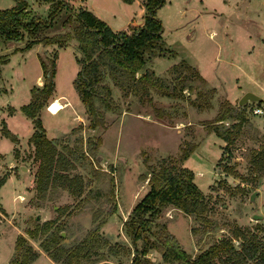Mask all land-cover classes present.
Segmentation results:
<instances>
[{
    "label": "rangeland",
    "instance_id": "1",
    "mask_svg": "<svg viewBox=\"0 0 264 264\" xmlns=\"http://www.w3.org/2000/svg\"><path fill=\"white\" fill-rule=\"evenodd\" d=\"M31 1L28 18L35 15L47 21L50 5L41 0ZM83 1L117 31L138 26L145 14V0H134L130 5L122 0ZM12 4V0H0L1 9ZM67 15L66 11L61 12L46 34L72 33L70 26L63 25ZM156 16L163 26L162 39L147 67L170 87H187L179 98L153 91L151 104L132 97L124 99L106 76L104 83L111 87L113 107L111 110L101 107L105 112V127L89 129L86 110L84 123L70 129L66 128L70 119L67 115L61 117L63 113L45 117L49 137L66 128L64 134L51 141L72 161L71 174L83 178L84 192L80 198L62 189L49 193L44 200L35 197L38 163L34 162V146L29 143L33 132H29L28 125L32 131L34 128L21 111L31 101L30 90L43 86L41 60L49 63L55 54L56 70L59 69L57 90L67 95L70 90L74 93L73 79L80 71L76 42L72 40L60 48L43 43L26 48L29 36L20 41L0 39V55L8 57L7 63L0 66V137L6 138L0 141V176L8 175V179L12 174L0 189L3 209L0 210V264H16L25 251L38 255L31 264H48L44 258L48 255L40 246L41 235L30 238L27 231L53 220L55 231L62 229L63 242L67 245L83 241L100 225L90 264H130L135 248L124 229L130 215L127 212L148 191V168L158 166L164 159L176 161L187 143L193 145V150L182 167L194 173V182L209 205L210 224L195 222L169 206L156 220L149 237L154 240L156 233L166 229L192 257L219 239H229L233 226L264 242V177L252 181L255 172L250 164L251 152L259 147L264 136V103L252 102L241 107L232 104L241 108L248 122L229 149L209 128L226 102L241 99L247 92L264 98V0H164ZM40 74L42 84L36 81ZM49 105L43 110L49 109ZM154 106L170 112L174 126L158 121ZM255 108H261L263 113L253 114ZM17 110L19 113L7 123L8 116ZM147 114L149 118L144 117ZM75 117L79 119L76 114ZM168 119L167 116L166 123ZM96 170L112 171L115 195L111 202H108L109 182L105 177L95 180ZM144 177L147 179L143 180ZM98 190L107 197L83 200L88 191ZM254 192L257 194L251 199ZM255 215L262 218L254 219ZM20 235L27 242L17 251ZM233 242L240 247V240ZM142 243V240L137 243L138 249ZM42 253L44 257H40ZM148 257L154 264H167L158 251L151 250Z\"/></svg>",
    "mask_w": 264,
    "mask_h": 264
},
{
    "label": "trees",
    "instance_id": "2",
    "mask_svg": "<svg viewBox=\"0 0 264 264\" xmlns=\"http://www.w3.org/2000/svg\"><path fill=\"white\" fill-rule=\"evenodd\" d=\"M14 1L15 6L0 9V39L20 41L25 36H29L26 48L40 43L56 44L60 48L71 43L72 40L76 42L75 46L80 54L78 59L80 71L73 82V87L86 110L89 129L105 127V112L101 107L105 110H111L113 107L111 87L104 83L106 76L122 92L124 99L132 97L145 104H151L150 95L153 91L176 99L187 89L182 85L179 88L170 87L153 70L146 69L147 63L150 58H153L155 50L161 43L163 26L156 13L164 4V0H145L143 21L138 26L122 31H114L105 21L86 8L74 9L70 5V0H41L51 7L47 21L35 15L28 18L30 12L27 0ZM122 1L131 4L134 0ZM65 11L68 15L63 25L70 26L72 33L68 31L48 36L45 31L51 27L55 18ZM56 58L55 54L49 63L41 60L44 73L43 86L33 87L30 90V103L21 107L22 113L32 120L34 128L29 143L34 146L33 158L34 162L38 163L35 173V197L38 200H44L49 193L59 189L67 191L74 198H80L84 192L83 178L80 175L71 174L74 169L72 161L63 152L58 151L54 141L49 140L40 117L41 111L49 105L47 103L55 92ZM7 61V56L0 55V66ZM258 104L262 105L263 102ZM240 110L241 108L226 102L209 127L210 131L225 143L227 149L236 144L242 135L244 125L248 122ZM154 111L158 121L174 126L175 122L170 112L155 106ZM167 116L168 123L165 122ZM6 135L10 136L9 133ZM9 139L16 142L14 137L10 136ZM98 144L100 145V140ZM192 150L193 145L187 143L181 149V155L176 161L164 159L158 166L148 168L150 176L148 179L143 178V180L147 179L148 191L134 206L129 218L124 222L125 233L130 237L135 248L130 264H154L148 257L151 250L160 252L164 263L167 264L175 262L264 264V242L238 226L232 227V236L229 239H219L193 257L166 229L156 233L154 240L149 237L156 220L169 206L182 211L195 222L210 224L207 218L209 205L194 182V173L182 167ZM250 164L255 172L252 181L264 177V136L261 137L259 147L252 150ZM234 174L239 177L236 173ZM7 177L8 175L0 176V189L6 183ZM102 177L109 182L108 202H111L115 195L112 171H94L95 180L100 181ZM87 197L100 200L107 197V194L101 190L95 193L88 191L83 200ZM0 210H3L1 206ZM55 222L53 220L42 225L37 224L33 229H28L27 233L30 238L41 235V248L57 264L92 263L100 225L83 241L67 245L63 242L62 229L55 231ZM140 240L143 243L138 249L137 243ZM234 240L241 241L240 247L234 244ZM26 242V237L20 235L15 249L20 250ZM37 257L35 253L25 251L22 259L17 260L16 264H31ZM253 260L255 263L252 262Z\"/></svg>",
    "mask_w": 264,
    "mask_h": 264
},
{
    "label": "crops",
    "instance_id": "3",
    "mask_svg": "<svg viewBox=\"0 0 264 264\" xmlns=\"http://www.w3.org/2000/svg\"><path fill=\"white\" fill-rule=\"evenodd\" d=\"M13 1V4L12 5H10L8 8H11V7H13V6H15V1L14 0H12ZM31 0H27V2H28V4H30L29 2H30ZM33 2H36L37 0H32ZM31 1V2H32ZM71 2V4L72 5H78L79 7H83V8H86V9H90V11H92L94 14H95V11L93 10V8H90L88 5H86L85 4V2L83 1V0H79V2H77V1H75V0H73V1H70ZM134 2V1H133ZM132 4V3H131ZM128 5H130V4H128ZM1 9V8H0ZM3 9V8H2ZM143 10H144V8H143ZM144 17V16H143ZM141 21H143V20H141ZM110 26V25H109ZM112 29H113V27H111ZM114 31H117V30H115V29H113ZM36 45H38V44H36ZM50 45H54V44H50ZM147 65H148V63H147ZM146 69H148V67L146 66ZM58 67H57V70H56V75H55V92H54V94H53V99H57V98H59V100H60V102L62 103V105L64 106V108L63 109H61V111H59L58 113H53V112H51L49 109H47V108H45L44 110H42L41 111V113H40V117H41V120H42V124H43V127L45 128V130H46V135H47V125L44 123V120H45V117H47L48 116V118L49 117H53V116H56V115H58L59 113H63L62 115H61V117L63 116V115H67L68 116V118L70 119V126L69 127H66V128H68V129H70V128H73L75 125H77V124H83L84 123V121L86 120L85 119V117H86V115H85V108H84V106H83V104H82V102L80 101V99H79V96L77 95V93H76V91L73 89V87H72V89L74 90V93L70 90V94L69 95H67V94H64V92H58V86H57V77H58V75H59V72H58ZM77 76V75H76ZM76 76H75V78H76ZM42 74H40V75H38L37 77H36V81H37V79H38V84H42ZM75 79H73V81H74ZM39 81H41V83H39ZM232 96H234V94H232ZM235 97V96H234ZM260 97V96H259ZM52 99V100H53ZM263 100H262V102L264 103V98H262ZM51 100V101H52ZM239 97H237V99L235 100V101H233V100H231L230 102H231V104H234L235 105V103H237L238 104V102H239ZM50 101V102H51ZM49 102V103H50ZM82 104V105H81ZM233 105V106H234ZM15 108V107H14ZM19 109V108H18ZM68 109H71L70 110V112L69 111H67V112H65L66 110H68ZM19 113V110H17L16 112H15V114L13 115V116H8V120L6 121L7 123H10L14 118H15V116L17 115ZM45 113H48L47 115H45ZM75 114L79 117V119H75L76 117H75ZM140 116H143V115H141V114H139ZM147 117V118H149V114H147V115H144V117ZM24 117L26 118V119H28L30 122H32V120L31 119H29V118H27L25 115H24ZM168 126V125H167ZM169 127H171V126H169ZM66 128H64V130L66 129ZM28 130H29V132L30 133H32L33 131H32V129L30 128V126L28 125ZM64 130H62L61 131V133L59 132V134H57V135H55V136H51V137H49L48 135V138H49V140H54V139H56L57 137H59L60 135H62V134H64L66 131H64ZM3 139H6V138H1L0 137V141L1 140H3ZM14 149H15V147H14ZM13 164V163H12ZM11 166H14V165H11ZM10 166V167H11ZM12 168V167H11ZM12 175V174H11ZM11 175L9 176V178L8 179H10L11 178ZM7 179V180H8ZM7 182V181H6ZM143 187V186H142ZM139 201H137V203H138ZM136 203V204H137ZM135 204V205H136ZM134 205V206H135ZM134 206H133V208H134ZM133 208H131V209H129L128 210V212H127V215H129V214H131V212H132V209ZM45 255L42 253V255L40 256V257H44ZM44 258H46V261H47V263L48 264H55V262H53L49 257H44Z\"/></svg>",
    "mask_w": 264,
    "mask_h": 264
},
{
    "label": "water",
    "instance_id": "4",
    "mask_svg": "<svg viewBox=\"0 0 264 264\" xmlns=\"http://www.w3.org/2000/svg\"><path fill=\"white\" fill-rule=\"evenodd\" d=\"M263 99L261 98V97H259V96H257L256 94H254V93H251V92H247V93H245L244 95H243V97L239 100V102H238V106H244V105H246L247 103H252V102H256V103H259V102H261ZM22 170L23 171H25L26 170V168L25 167H22ZM256 194H257V192H254V193H252V195H251V199H254L255 198V196H256ZM262 218V216H260V215H255L254 216V219H261ZM62 234H64V233H62ZM62 236H64V235H62Z\"/></svg>",
    "mask_w": 264,
    "mask_h": 264
},
{
    "label": "bare ground",
    "instance_id": "5",
    "mask_svg": "<svg viewBox=\"0 0 264 264\" xmlns=\"http://www.w3.org/2000/svg\"><path fill=\"white\" fill-rule=\"evenodd\" d=\"M64 106L62 105V103L58 100L55 99L54 101H52V103L49 105V110L53 113H57L59 112L61 109H63Z\"/></svg>",
    "mask_w": 264,
    "mask_h": 264
},
{
    "label": "built area",
    "instance_id": "6",
    "mask_svg": "<svg viewBox=\"0 0 264 264\" xmlns=\"http://www.w3.org/2000/svg\"><path fill=\"white\" fill-rule=\"evenodd\" d=\"M261 113H263V110L261 108L253 109V114H261Z\"/></svg>",
    "mask_w": 264,
    "mask_h": 264
}]
</instances>
